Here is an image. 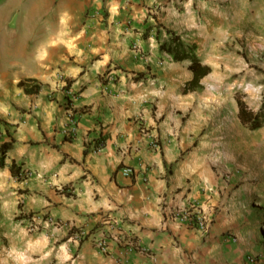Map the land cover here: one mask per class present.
Listing matches in <instances>:
<instances>
[{
	"label": "crops",
	"instance_id": "1",
	"mask_svg": "<svg viewBox=\"0 0 264 264\" xmlns=\"http://www.w3.org/2000/svg\"><path fill=\"white\" fill-rule=\"evenodd\" d=\"M168 2L0 0V144L14 140L0 167V264L50 255L68 235L63 264L74 254L76 264H246L248 254L264 264L263 210L242 197L238 168L221 163L218 144L197 142L182 111L189 60L162 57L155 29L145 36L154 15L184 33ZM13 161L23 163L21 178ZM192 204L212 212L208 235L173 216ZM84 230L80 243L69 240ZM101 236L108 253L96 246ZM121 236L140 246L128 251Z\"/></svg>",
	"mask_w": 264,
	"mask_h": 264
},
{
	"label": "rangeland",
	"instance_id": "2",
	"mask_svg": "<svg viewBox=\"0 0 264 264\" xmlns=\"http://www.w3.org/2000/svg\"><path fill=\"white\" fill-rule=\"evenodd\" d=\"M169 1L164 4L168 17L182 25L183 34L197 43L199 56L211 66L202 87L188 94L183 87L178 88L184 94L185 119L192 118L198 131L197 142L202 138L208 145L218 144L219 151L214 153L221 163L227 168H238L242 197L264 214V125L257 130L244 125L237 103L240 98L255 111L264 103V0ZM178 70L186 68L179 64ZM58 77L66 79L65 74L59 73ZM165 86L171 92L175 89L171 81ZM62 239L55 243L50 255V249L28 254L25 263L63 264ZM12 248L21 250L17 242ZM18 259L21 263L24 258ZM71 259L64 264H70Z\"/></svg>",
	"mask_w": 264,
	"mask_h": 264
},
{
	"label": "trees",
	"instance_id": "3",
	"mask_svg": "<svg viewBox=\"0 0 264 264\" xmlns=\"http://www.w3.org/2000/svg\"><path fill=\"white\" fill-rule=\"evenodd\" d=\"M156 19V24H150L147 26L145 36H148L151 30L155 29V37L159 42V50L162 54L167 53L170 55L168 58L174 62H181L189 60V69L192 71L193 76L188 80L183 86V92L188 93L196 90L199 87H202V80L211 72V66L205 64L202 58L198 54V45L196 42H192L186 39L182 33L174 30L173 28L165 25L160 22L157 16H153ZM116 68H120L119 65H116ZM107 74L111 72L110 66L105 71ZM143 73H138L135 78L140 79ZM104 80L105 75L103 76ZM72 82V79L70 80ZM19 85L24 86L25 82L21 81ZM26 92L33 93L39 91V86L34 85L31 88H26ZM239 106V117L241 122L246 125L251 130H257L264 125V103L257 110L249 109L246 103L242 99L237 100ZM106 136H101L96 140L95 146L98 148L99 145L104 144ZM14 140L6 139L0 144V167L6 166V158L9 150L13 147ZM89 152V146H86L85 153ZM72 160H74L72 158ZM64 162V159L61 160V163ZM10 170L13 176L21 178L23 172L26 170L23 168V163H17L13 161L10 165ZM67 188V187H66ZM22 215H19L17 218L20 219ZM68 236H65L61 242L67 240Z\"/></svg>",
	"mask_w": 264,
	"mask_h": 264
},
{
	"label": "built area",
	"instance_id": "4",
	"mask_svg": "<svg viewBox=\"0 0 264 264\" xmlns=\"http://www.w3.org/2000/svg\"><path fill=\"white\" fill-rule=\"evenodd\" d=\"M168 58L170 57L169 54H167ZM163 63V62H161ZM69 120L74 123V113L71 112L68 114ZM102 148V145H99L97 148V151ZM125 171L128 174L133 173V169L131 167H126ZM173 216L180 221L183 224L188 225L191 228L197 229L201 234L208 235L210 231L212 230L213 223H214V216L211 211L204 209L203 207L192 204L190 206H186L183 208H177L172 211ZM40 216L36 217L33 221L29 224V231L33 232L38 229L39 223L37 222ZM262 232L264 234V224L261 225ZM87 236V232L84 231H76L74 232L71 237L70 241L77 244L80 243L85 237ZM227 236L231 237L233 241L237 240V236L229 233ZM120 241L122 242V245L128 250V251H135L134 247L136 244L140 246L137 242H131L128 240H125L122 236L120 237ZM96 246L102 253H108L109 252V243L106 238V236H101L95 240ZM74 255L71 256L70 264H76L77 263V256L74 257ZM246 264H261V259L256 254H248L245 258Z\"/></svg>",
	"mask_w": 264,
	"mask_h": 264
}]
</instances>
